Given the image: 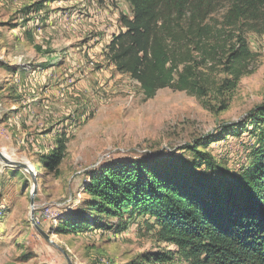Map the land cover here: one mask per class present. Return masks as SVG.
I'll list each match as a JSON object with an SVG mask.
<instances>
[{"label":"rangeland","instance_id":"1","mask_svg":"<svg viewBox=\"0 0 264 264\" xmlns=\"http://www.w3.org/2000/svg\"><path fill=\"white\" fill-rule=\"evenodd\" d=\"M230 3L220 1L209 23L217 25ZM122 13L130 15L124 0H0V153L29 170L0 161V264H68L65 255L71 264H130L147 252L174 253L141 219L119 235L55 231L60 219L82 211L85 174L102 163L190 161L188 147L197 146L227 171L246 165L253 136L230 137L226 128L264 106V34L246 33L253 61L223 99L163 89L145 100L105 58ZM100 25L111 32L101 37ZM62 137L65 157L49 174L39 156ZM34 184V217L52 243L31 222Z\"/></svg>","mask_w":264,"mask_h":264},{"label":"trees","instance_id":"2","mask_svg":"<svg viewBox=\"0 0 264 264\" xmlns=\"http://www.w3.org/2000/svg\"><path fill=\"white\" fill-rule=\"evenodd\" d=\"M220 1L125 0L130 15L119 16L106 60L139 85L145 100L163 89L198 98L214 91L223 99L253 61L245 35L264 34V0H230L214 25L209 20ZM226 130L230 137L253 136L242 170L227 171L197 146L188 147L190 161L102 163L85 174L82 211L60 219L55 231L119 235L141 219L155 241L175 251L147 252L130 264H164L174 257L183 264H264V106ZM211 144L212 137L203 145ZM65 151L62 137L37 163L56 173Z\"/></svg>","mask_w":264,"mask_h":264},{"label":"water","instance_id":"3","mask_svg":"<svg viewBox=\"0 0 264 264\" xmlns=\"http://www.w3.org/2000/svg\"><path fill=\"white\" fill-rule=\"evenodd\" d=\"M0 161L6 165V166H9V167H13V168H20V169H24V170H28V168L22 164V163H17V162H13V161H10L8 160L6 157L3 156V154L0 153ZM29 172V170H28ZM36 193V186L34 184V187L32 189V192H31V196H30V212H31V222H32V225L33 227L36 229V231L48 242L52 243L51 241V238L50 236L44 232L37 224L36 220H35V217H34V210H33V195ZM66 259H67V262L68 264H71L70 260L68 259V257L65 255Z\"/></svg>","mask_w":264,"mask_h":264},{"label":"crops","instance_id":"4","mask_svg":"<svg viewBox=\"0 0 264 264\" xmlns=\"http://www.w3.org/2000/svg\"><path fill=\"white\" fill-rule=\"evenodd\" d=\"M125 1V0H124ZM91 3H93V2H91ZM122 14H126V13H122ZM120 16V15H119ZM109 18V19H108ZM107 19L108 20H110V22L112 21V19H111V16H109ZM114 18H115V16H114ZM96 22H97V25H98V20H96ZM118 25V24H117ZM102 25H100V27H99V29H101V37L103 36L102 34H104V33H106V34H108V33H110L111 32V30L109 31V30H107V28H105L104 26H102ZM115 27H116V31H117V26L115 25ZM98 29V30H99ZM114 28L112 27V30H113ZM112 34H115L114 32H112ZM100 37V38H101ZM104 39H105V37H104ZM104 39H103V42H104ZM102 42V43H103Z\"/></svg>","mask_w":264,"mask_h":264},{"label":"bare ground","instance_id":"5","mask_svg":"<svg viewBox=\"0 0 264 264\" xmlns=\"http://www.w3.org/2000/svg\"><path fill=\"white\" fill-rule=\"evenodd\" d=\"M4 157H6L8 160H10V158L8 156H6L5 154H3Z\"/></svg>","mask_w":264,"mask_h":264},{"label":"built area","instance_id":"6","mask_svg":"<svg viewBox=\"0 0 264 264\" xmlns=\"http://www.w3.org/2000/svg\"><path fill=\"white\" fill-rule=\"evenodd\" d=\"M46 213H47V212H46ZM46 213H45V214H46Z\"/></svg>","mask_w":264,"mask_h":264}]
</instances>
